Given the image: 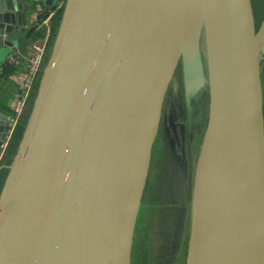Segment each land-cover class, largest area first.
Segmentation results:
<instances>
[{
	"label": "water",
	"instance_id": "95a60500",
	"mask_svg": "<svg viewBox=\"0 0 264 264\" xmlns=\"http://www.w3.org/2000/svg\"><path fill=\"white\" fill-rule=\"evenodd\" d=\"M42 1L0 0L7 11L0 15V71L33 43L32 13ZM202 1H66L6 167L0 264H131L152 148L179 61L191 80L203 79L201 26L194 27ZM55 2L43 1L42 17ZM208 6L204 141L213 136L216 156L205 199H198L195 175L186 264H222L217 240L225 223L235 263L264 264V19L257 29L251 0ZM4 125L0 154L10 128Z\"/></svg>",
	"mask_w": 264,
	"mask_h": 264
},
{
	"label": "rangeland",
	"instance_id": "374dc122",
	"mask_svg": "<svg viewBox=\"0 0 264 264\" xmlns=\"http://www.w3.org/2000/svg\"><path fill=\"white\" fill-rule=\"evenodd\" d=\"M251 3L256 28L258 29L264 19V0H251ZM40 40L44 39L40 38ZM197 44L199 46L203 72V79L201 83L194 82L188 77L186 67L183 64V61L180 60L167 92V96H169L171 100L166 105V109L172 110L176 113L175 129L177 136L179 134L182 139L181 147L176 148L172 155L169 153V149H167L168 152L161 150V155H159L160 161L157 165V174H160V172L161 175L162 173L168 174L169 177L166 178L168 180L166 186L171 188L172 191L177 189L175 184L178 181H181V199L187 204V224L189 225L187 227L186 233L184 234L186 237H183L181 246L178 248V254L176 253L173 259L168 260L166 257L168 250L165 249V246L162 242V232L164 229L162 215L164 206H166V203L169 204V201L159 198V194H155L152 197L150 196V198L147 197L146 199L143 197L137 214V218H139V224L142 223V215L143 213L145 214L147 209L143 206L151 203V205H156L161 208L157 207L155 211L152 209L151 219H148L146 216V221H144L142 218L144 221L142 224L143 226L140 228L142 234L136 235L137 237L135 236L136 238L133 239L132 264H186L189 243L188 236L191 228L196 167L202 150L204 138L208 131L210 102L207 63L208 47L206 35L202 36L201 31L197 36ZM177 85L178 87L176 88ZM32 105L33 101L31 103L29 114L32 110ZM178 116H181V118L177 119ZM27 121L28 118H26V124ZM180 123L182 124V127H179ZM26 124L23 126V132L21 131L22 134L20 135V141L22 139ZM17 132H20V129ZM177 169L180 171H177ZM172 179H175L173 184H171ZM157 182L163 185L162 178L161 180L158 178ZM155 188L156 187L154 185L150 187L151 190H155ZM149 191L150 190H147V192ZM148 210L149 209H147V212ZM142 236H144V238H142Z\"/></svg>",
	"mask_w": 264,
	"mask_h": 264
},
{
	"label": "flooded vegetation",
	"instance_id": "af4514ba",
	"mask_svg": "<svg viewBox=\"0 0 264 264\" xmlns=\"http://www.w3.org/2000/svg\"><path fill=\"white\" fill-rule=\"evenodd\" d=\"M177 87L178 85L176 86V88ZM167 95L168 94L166 93L163 106H162L161 119H160V124H159L158 132H157V137H156L155 143L152 148L150 168H149V173H148L143 197L144 199H146L147 197L150 198V196L152 197L155 194H159V198L169 201V204L166 203V206H164V209H163L162 222L164 224V229L162 232L163 234L162 242H163V245L165 246V249L168 250V254L166 257L168 260H171L175 257L176 253L178 254L179 252L178 248L181 246L183 237L184 236L186 237V235L184 234L186 233L187 227L189 225L187 224L188 222L187 204L181 199V193H182V188L180 184L181 181H178L175 184V187L177 189H175V191H172L171 188L166 186V183L168 181L166 178L169 177L168 174L162 173L161 175V172L160 174H157L158 173L157 165H158V162L160 161L159 155H161V150L168 152L167 149H169L170 150L169 153H171L172 155V153L174 152L176 148L181 147V142H182V139L179 136V134L177 136V132L175 129L176 128V124H175L176 113L173 112L172 110L166 109V105L171 100L170 97ZM179 118H181V116L177 117V119ZM179 127H182L181 123L179 124ZM177 171H180V170L177 169ZM156 178L157 179L160 178V180L162 178L163 185L159 184ZM174 180L175 179L171 180V184L174 183ZM153 185L156 187L155 190L150 189V187ZM147 190H150V191L147 192ZM150 202H153V201H150ZM154 206L156 205H151V203L143 206L144 208L149 209L148 212L146 209L147 213L144 211L145 214L143 213L142 215V218L144 219V221H146V216L148 217V219L152 218V215H151L152 209H154L153 211H155L158 207V206L156 207ZM158 208H161V207H158ZM142 218H141L142 220L141 224H139V218L136 219L133 239L137 237L136 235L142 234L140 230V228L143 226L142 224L144 223ZM189 237H190V232L188 236V241H189ZM142 238H144V236H142ZM133 243L134 242H132V244ZM131 264H132V253H131Z\"/></svg>",
	"mask_w": 264,
	"mask_h": 264
},
{
	"label": "crops",
	"instance_id": "0c3cea01",
	"mask_svg": "<svg viewBox=\"0 0 264 264\" xmlns=\"http://www.w3.org/2000/svg\"><path fill=\"white\" fill-rule=\"evenodd\" d=\"M43 1H46V0H43ZM43 1L37 2L35 4L36 5V11L32 13V14H34L32 17L34 19L32 24H33V26L37 25V29L35 31H33V33L30 34L29 37H33L34 41H39L40 38H43L44 40H46L47 41V55L49 57L50 53H51V49H52V46H51L50 51H48L49 50V42L51 40V33H50V29H49L50 19L48 20L47 15L45 17H42V14L45 10L44 6H43ZM55 3H54V5H55ZM27 4H28L27 2H24L25 6ZM1 9H3L4 12H7L4 3H0V15L2 14ZM35 17H37L38 20H36ZM44 22H47V23H46V25L43 26ZM54 40H55V37H53L52 45L54 43ZM29 49H30V45L23 55H14V56H16L17 62H15L12 65L10 64L11 57L6 59V65L9 64L13 68L12 72L10 74H8L7 77L4 78L2 76L3 70L5 69L6 65H5L4 69H2L0 71V117L2 115H4L8 118L10 115L12 103L16 99V97L20 91V88H21L23 76H24V73H25V70L27 67L26 57L29 55ZM48 57H47V59H48ZM259 64H260L261 90H262L263 103H264V48L261 50L260 55H259ZM35 91H34V93H35ZM33 94H32V96H33ZM29 105H30V103H29ZM29 105H28V107H29ZM262 112H263V109H262ZM5 122H8V121H5ZM5 122H2V120L0 119V136L5 134V131H4V126H5L4 123ZM263 122H264V116H263ZM12 137L13 136L10 134V128H9L8 135L6 137V142L3 146L1 154H0V156L2 157V160H3V157L5 156L9 142H10ZM6 163H4L2 166H0V180L3 179L4 172L7 171L6 170L7 164Z\"/></svg>",
	"mask_w": 264,
	"mask_h": 264
},
{
	"label": "bare ground",
	"instance_id": "6f19581e",
	"mask_svg": "<svg viewBox=\"0 0 264 264\" xmlns=\"http://www.w3.org/2000/svg\"><path fill=\"white\" fill-rule=\"evenodd\" d=\"M208 0H203L199 8L197 21L194 27L201 26V35H206L208 25ZM204 38V37H203ZM206 46V45H205ZM205 48V47H204ZM207 49V48H206ZM206 53V52H205ZM37 89V88H36ZM196 167V192L198 199L207 198L213 179L214 160L216 156L215 142L212 135H208L203 142L202 152ZM218 248L223 252L222 264H236L235 263V244L233 241L232 229L230 223H225L221 231L218 233Z\"/></svg>",
	"mask_w": 264,
	"mask_h": 264
},
{
	"label": "built area",
	"instance_id": "2783aa9c",
	"mask_svg": "<svg viewBox=\"0 0 264 264\" xmlns=\"http://www.w3.org/2000/svg\"><path fill=\"white\" fill-rule=\"evenodd\" d=\"M66 1L67 0H57L55 8L49 12V15H47L48 20H51V18H53L58 12L63 11ZM46 23L47 22H44L43 26L46 25ZM47 60V41H33L30 45L29 55L26 57L27 67L23 76L20 91L12 103L11 112L7 118L11 135L17 128L22 115L29 104L30 98L38 86L39 79ZM15 62H17L16 56L11 57L10 64L12 65ZM1 162L2 157L0 156V164Z\"/></svg>",
	"mask_w": 264,
	"mask_h": 264
},
{
	"label": "trees",
	"instance_id": "16d2710c",
	"mask_svg": "<svg viewBox=\"0 0 264 264\" xmlns=\"http://www.w3.org/2000/svg\"><path fill=\"white\" fill-rule=\"evenodd\" d=\"M61 17H62V11H60V12H58L55 16H53V18H51V20H50V23H49V29H50V33H51V40H50V42H49V50L48 51H50V48H51V46H52V40H53V37H55L56 35V32H57V29H58V27H59V24H60V21H61ZM47 57H48V55H47ZM12 70H13V68L9 65V64H7L6 65V67H5V69L3 70V74H2V76L5 78V77H7L8 76V74H10L11 72H12ZM37 90V89H36ZM36 92V91H35ZM34 96H35V93L33 94V96L30 98V101H29V103H30V105H29V107L26 109V111L23 113V115H22V117H21V119H20V121H19V123H18V126H17V128L15 129V131H14V133L12 134V138H11V140H10V142H9V145H8V148H7V151H6V153H5V156L3 157V160H2V162H1V164H0V166H2L4 163H6L7 165L6 166H8V165H10V163H11V161L13 160V157H14V155H15V153H16V150H17V147H18V144H19V141H20V138H21V131H22V129H23V126H25V122H26V118H28V116H29V111H30V107H31V103H32V101H33V98H34ZM263 116H264V103H263ZM19 129H20V132H17V131H19ZM23 132V131H22ZM6 174H7V171H5L4 172V174H3V179L2 180H0V190H1V187H2V185H3V181H4V179H5V177H6Z\"/></svg>",
	"mask_w": 264,
	"mask_h": 264
}]
</instances>
